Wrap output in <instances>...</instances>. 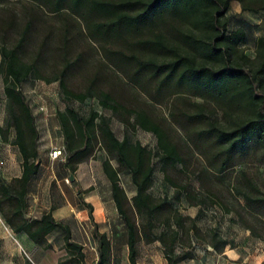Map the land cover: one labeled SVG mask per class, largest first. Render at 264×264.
<instances>
[{"label":"trees","instance_id":"obj_1","mask_svg":"<svg viewBox=\"0 0 264 264\" xmlns=\"http://www.w3.org/2000/svg\"><path fill=\"white\" fill-rule=\"evenodd\" d=\"M4 1L19 0L0 3ZM26 1L31 9L36 7L48 14L68 12L79 18L86 36L93 42L104 43L100 44L104 64L136 94L145 96L144 102L127 104L114 96L112 89H105L98 75L80 92L67 85L66 71L57 76L55 80L65 103L64 111L58 114L67 152L65 168L74 172L82 161L94 158L97 149L106 152L108 158L102 162V169L110 181L116 210L128 230L130 264H138L136 243L140 239L161 243L167 264L194 259L193 237L201 239L202 230L188 217L191 224L185 228L187 219L179 213L175 201L183 196L192 206L202 207L208 200L219 198L213 187L225 183L231 169L249 162L264 167V36L254 40L255 56L250 57L243 48L250 40V25L242 21L240 26H234L233 17L228 14L231 1L241 4L243 11L255 14L264 11V0ZM25 25L19 47L33 24L29 20ZM0 55V76L7 102L6 127H0V133L3 141L8 142L9 133L14 130L12 143L22 157L20 177L9 182L0 178V216L12 232L26 234L36 247L45 250L52 249L48 237L60 232L68 264H86L84 247L73 240L70 226L53 217L55 209L40 219L27 217L28 185L38 174L41 157L40 131L23 88L32 76H42L37 60L22 62L18 49L0 46ZM89 98L98 100L103 109L111 110L127 127L142 128L156 137L164 178L177 187L174 198L155 199L151 195L156 173V154L151 149L130 141L127 135L119 139L109 119L93 108L82 114L71 104L72 100L83 102ZM157 104L167 105L168 117L158 118L152 109ZM163 120L182 132V144L171 137ZM194 154L202 159L195 178L206 194L195 193L191 183L179 184L168 174L179 166L186 173L188 159ZM123 172L129 174L135 189L131 198L133 208L146 219L140 228L124 210L125 193L120 183ZM229 191L243 201L241 208L250 216L251 223L255 222L254 226L238 213L242 225L258 237L256 225L264 229V188L247 169H242L230 180ZM212 204L216 205L214 200ZM84 207L99 245L98 264H106L112 244L106 234L97 230L93 206L84 202ZM161 220L166 230L153 233ZM206 234L208 240H204L217 253L229 245L213 229H207ZM183 235L188 243L177 253Z\"/></svg>","mask_w":264,"mask_h":264},{"label":"rangeland","instance_id":"obj_2","mask_svg":"<svg viewBox=\"0 0 264 264\" xmlns=\"http://www.w3.org/2000/svg\"><path fill=\"white\" fill-rule=\"evenodd\" d=\"M31 8L32 6L26 0L0 3V46L18 49L19 60L24 63L37 60L42 76V78L32 76L24 82L23 88L40 131L39 150L42 157L41 171L35 186L36 191L34 195L27 197V201L35 206L55 209L53 217L55 216L58 221L70 226L73 240L84 246L86 264H98L100 260L99 245L94 237L95 230L88 214V222L85 225L79 223L77 216L82 219L86 217V214L78 212L85 208L84 202L87 201L93 206L94 219L99 222L100 217H104L101 214V210H103L107 217V223L101 224L97 230L110 234L112 254L110 261L106 264H130L129 250L126 244L128 230L124 218L116 210L115 202L111 198L110 181L102 169V162L108 158L106 152L103 149H97L94 153L95 157L82 161L74 172L65 168L67 152L62 147L65 145V141L58 115L64 111L65 103L60 96L59 83L55 78L66 71L65 82L72 90L80 92L86 90L91 80L98 75L101 78V85L107 90L112 89L113 95L124 103L144 102L145 96L140 92L136 94L126 83L120 81L119 74L104 64L100 45L104 43L90 40L84 32V23L79 18L76 19L68 12H63V14L49 12L48 14L36 7ZM239 11L240 6L232 4L229 12L236 17ZM246 16L248 22L250 21L253 25L248 28L250 40L243 48L250 57H254L253 42L258 36H264V16L250 14ZM29 20L33 25L27 33L23 45L19 47V38ZM1 103L5 114L3 124L5 128L7 102L4 96L2 76H0ZM71 104L82 114L88 113L93 108L109 119V124L119 139L127 135L130 141L140 142L151 149L156 154L154 161L156 173L150 189L151 195L155 199L165 196L170 199L174 198L177 187L164 178V173L160 168L157 139L153 134L142 128L134 130L127 127L111 110L103 109L98 100L94 101L90 98L83 102L72 100ZM152 109L161 120L163 117H168L166 104H157ZM163 124L168 128L171 137L182 144V132L172 129L173 127L168 121H164ZM13 137L14 130L11 129L9 140L12 141ZM53 146L63 150L62 157L52 159L48 156ZM183 150L185 151L186 148ZM4 152L0 150V158L5 160L6 157L9 158L10 151H6V154ZM11 154H13L12 150ZM7 163V167L10 165L9 171L12 173L8 175L6 172L2 173L0 178L9 182L10 177L15 178L14 175L21 165L17 158L11 159L13 164ZM111 163L114 166L117 165L115 159H112ZM200 166H202V159L194 154L188 159L189 169L186 173H182V168L179 166L178 169H170L168 174L179 184L191 183L195 188V193L200 194L202 191V194H206L205 189L195 178ZM242 169H247L249 174L258 180L264 188L263 165L249 162L231 169L227 173L225 183L215 184L213 193L219 197L213 199L216 205L212 204L213 200H208L202 207L192 206L183 196L180 197L181 200L175 201V207L179 213L186 219L187 217L194 219L196 226L202 230L201 239L196 240L193 237L194 259L180 264H264V229L262 226L256 225L259 236L255 237L250 230L242 225L238 213L243 214L249 223L252 222L251 218L241 208L243 201L234 197L229 191L230 180ZM71 173L74 174L73 181L70 179ZM66 178H69L68 183ZM120 183L125 193L124 210L135 226L140 228L146 219L136 214L133 208L131 198L135 194V189L128 173H121ZM29 213L30 210H28L27 217L31 218ZM108 219L110 224H108ZM190 224L187 219L184 222L185 228ZM155 225L156 229L153 232L155 234L166 230L163 220L158 221ZM253 225L255 226V222ZM6 229L3 218L0 216V264H68L63 246V235L60 232H55L48 237L52 249L45 250L42 247H36L26 234L10 233V235ZM207 229L216 231L220 238L228 241L229 245L217 253L209 242L204 240H208ZM187 243V238L183 235L178 242L177 253L181 252ZM136 250L138 264H167L163 247L159 242L146 243L140 239L136 243ZM70 264L75 263L71 262Z\"/></svg>","mask_w":264,"mask_h":264},{"label":"crops","instance_id":"obj_3","mask_svg":"<svg viewBox=\"0 0 264 264\" xmlns=\"http://www.w3.org/2000/svg\"><path fill=\"white\" fill-rule=\"evenodd\" d=\"M231 7H232V4H235V5H238V6H240V11H239V14L235 17V16H233L232 15V13H230V12H228V14L230 15V16H232L233 17V24L232 25H234V26H240V24L242 23V21L243 22H245V23H247V24H249V25H253V23H251L250 21L248 22V20H247V16L246 15H253V16H264V11H259V12H257V13H255V14H253V13H250V12H245V11H243L242 10V7H241V4H239L237 1H231ZM231 7H230V9H231ZM230 11V10H229ZM1 55H0V62H1ZM2 103L0 104V127H3V124H4V119H5V114H4V109L2 108ZM10 147V148H9ZM54 147H57V146H53V148ZM62 147H64V145L62 146ZM11 148H13V149H11ZM0 150H3V151H5L4 153L6 154V151H10L9 152V154H8V156H9V158L8 157H6L7 159H5L6 160V165H5V167H4V169H3V171H2V173H7V175L8 174H11L12 172H10L9 170H10V165H8V167H7V162H9V164H13V163H11V159H19V163H20V165H21V163H22V157H20V153H19V150H18V147L15 145V144H13L12 143V141H10V140H8V142H5V141H3V139H2V137H1V135H0ZM11 150L13 151V154H11ZM49 156V155H48ZM39 157H41L40 156V150H39ZM50 157V156H49ZM42 158V157H41ZM41 166H42V164H40V168H39V171H38V174L36 175V176H34L32 179H31V181L29 182V185H28V187H29V191H28V197H30V195H34V193H35V191H36V183H37V181H38V179H37V177H38V175H39V173H40V171H41ZM17 173L14 175V177H20L21 176V174H22V172H21V166H20V168L16 171ZM13 177H10V179H12ZM8 181V180H7ZM86 201V200H85ZM86 203H87V201H86ZM73 209V208H72ZM29 210H30V213H29V216H31V218H34V219H40V218H42V216H43V214H45L46 213V211L48 212V211H50V209H46L45 207L43 208L42 206H35V205H32L31 203H29ZM78 213H85L86 215V217H84V218H79L78 216H77V214H76V216H77V219H78V221H79V223L80 224H85V225H87V222H88V216H87V211H86V209H82V210H80ZM101 214L104 216L103 218H102V216L100 217V219L101 220H99V222L98 221H96L95 220V223L98 225V227L101 225V224H106L107 223V217L104 215V212H103V210H101ZM100 214V215H101ZM4 221V220H3ZM108 224H110V221H109V219H108ZM4 225L6 226V228L8 229V231H7V233H14V232H12V230H11V228H9L7 225H6V223H5V221H4ZM6 229V230H7ZM106 233V235H107V237H108V239H109V235L110 234H108V232H105ZM104 233V234H105ZM10 234V235H11ZM15 234V233H14ZM111 234H112V232H111ZM110 240V239H109ZM78 244H80V243H78ZM81 245V244H80ZM83 246V245H82ZM84 247V246H83Z\"/></svg>","mask_w":264,"mask_h":264},{"label":"built area","instance_id":"obj_4","mask_svg":"<svg viewBox=\"0 0 264 264\" xmlns=\"http://www.w3.org/2000/svg\"><path fill=\"white\" fill-rule=\"evenodd\" d=\"M62 153H63V150L61 148L54 147L52 148V151L49 153V156L52 159H56V158L62 157L61 156ZM5 165H6V161L3 158H0V176L2 175V170L4 169ZM65 180L67 183L69 182V178H66Z\"/></svg>","mask_w":264,"mask_h":264},{"label":"water","instance_id":"obj_5","mask_svg":"<svg viewBox=\"0 0 264 264\" xmlns=\"http://www.w3.org/2000/svg\"><path fill=\"white\" fill-rule=\"evenodd\" d=\"M70 179H71L72 181L74 180V174H73V173L70 174Z\"/></svg>","mask_w":264,"mask_h":264}]
</instances>
